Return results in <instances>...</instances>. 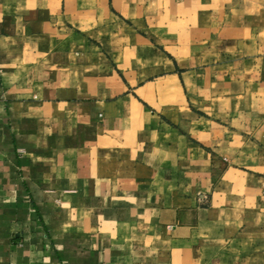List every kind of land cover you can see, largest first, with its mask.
<instances>
[{
	"label": "crops",
	"instance_id": "crops-1",
	"mask_svg": "<svg viewBox=\"0 0 264 264\" xmlns=\"http://www.w3.org/2000/svg\"><path fill=\"white\" fill-rule=\"evenodd\" d=\"M0 264H264V0H0Z\"/></svg>",
	"mask_w": 264,
	"mask_h": 264
},
{
	"label": "rangeland",
	"instance_id": "rangeland-1",
	"mask_svg": "<svg viewBox=\"0 0 264 264\" xmlns=\"http://www.w3.org/2000/svg\"><path fill=\"white\" fill-rule=\"evenodd\" d=\"M226 2H241V1H243V0H225Z\"/></svg>",
	"mask_w": 264,
	"mask_h": 264
}]
</instances>
